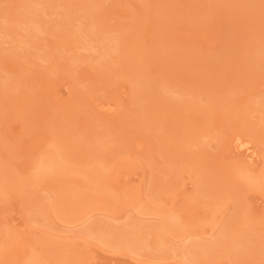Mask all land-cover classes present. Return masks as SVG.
I'll list each match as a JSON object with an SVG mask.
<instances>
[{"label": "rangeland", "instance_id": "1", "mask_svg": "<svg viewBox=\"0 0 264 264\" xmlns=\"http://www.w3.org/2000/svg\"><path fill=\"white\" fill-rule=\"evenodd\" d=\"M32 263L264 264V0H0V264Z\"/></svg>", "mask_w": 264, "mask_h": 264}, {"label": "bare ground", "instance_id": "2", "mask_svg": "<svg viewBox=\"0 0 264 264\" xmlns=\"http://www.w3.org/2000/svg\"><path fill=\"white\" fill-rule=\"evenodd\" d=\"M103 50V49H102ZM248 117V116H247ZM247 127V126H246ZM129 134V133H128ZM142 140V139H141ZM110 143V142H109ZM243 145V144H242ZM107 146V145H106ZM114 146V145H113ZM105 147V146H104ZM99 151V150H98ZM178 151V150H177ZM53 153V152H52ZM56 153V152H55ZM54 153V154H55ZM54 154H48L49 155V157H47L46 159H47V163H45V165H43V167L40 169V170H38L37 171V173H36V178L37 177H40V175H41V177L40 178H42V176L43 175H45L46 173H48L49 171H50V173H51V171L53 170V168L55 167H57L59 164H58V162L56 161V159H55V155ZM180 154V153H179ZM108 155V154H107ZM43 160V159H42ZM60 166V165H59ZM58 166V167H59ZM97 170V169H96ZM91 171V170H90ZM93 174V175H92ZM91 175H90V179L91 180H93L94 182H95V180H97L98 178H97V176L95 177V175H96V173L94 172V173H92ZM95 174V175H94ZM246 180H248V178L246 179ZM92 182V181H91ZM248 182V181H247ZM251 182V181H250ZM93 183V182H92ZM253 183V182H252ZM251 183V184H252ZM199 185V184H198ZM103 191V190H102ZM140 209H142V208H140ZM156 214V213H155ZM161 217V216H160ZM176 219L174 218V216H171V215H168V214H162V218H161V222L163 223V225L164 226H166V227H169L168 229L170 230L171 228H174V226H175V224H174V221H175ZM88 221V220H87ZM85 223V222H84ZM133 226V225H132ZM162 226V225H161ZM163 226V227H164ZM177 226H178V224H177ZM109 228H111V227H109ZM139 229V228H138ZM159 229H161V228H159ZM110 230V229H109ZM109 230H107V232L106 233H108L109 232ZM112 230H113V228H112ZM89 231V230H88ZM114 233V232H113ZM117 233V232H116ZM122 233V232H121ZM169 233V232H168ZM112 234V233H111ZM134 234H136V233H134ZM214 234V233H213ZM104 235H105V233H104ZM126 235V234H125ZM133 235V234H132ZM108 236V235H107ZM109 236H111L110 234H109ZM127 236V235H126ZM99 237V236H98ZM125 237V236H124ZM106 238H108V237H106ZM109 239H110V237H109ZM139 239V238H138ZM167 240V239H166ZM141 242H142V240H141ZM139 243V242H138ZM169 244V243H168ZM137 246H138V244H137ZM144 246V245H143ZM202 246V245H201ZM220 246V245H219ZM231 246V245H230ZM139 247V246H138ZM196 248V247H195ZM194 248V249H195ZM236 248V247H235ZM245 248V247H244ZM202 249V248H201ZM204 249V248H203ZM229 249V248H228ZM189 251H191V250H189ZM189 251H186V252H189ZM201 251V250H200ZM239 251V250H238ZM191 253H193V255L192 256H194V254H196L197 252H191ZM206 253V252H205ZM244 253H246L245 251L242 253V254H244ZM248 253V252H247ZM246 253V254H247ZM188 255L190 256V257H192L191 255H190V253H188ZM188 255H187V257H188ZM198 253L195 255V257H197L198 258ZM234 255H236V253L234 254ZM241 255V254H240ZM205 256V255H204ZM194 257H192V259H193ZM35 259V258H34ZM33 260V259H32ZM188 260V259H187ZM190 260V259H189ZM194 262H196L197 260L194 258ZM191 261V260H190ZM199 261H200V259H199ZM194 262H192V263H194ZM37 263V262H36ZM245 263V262H244ZM33 264V263H32Z\"/></svg>", "mask_w": 264, "mask_h": 264}]
</instances>
